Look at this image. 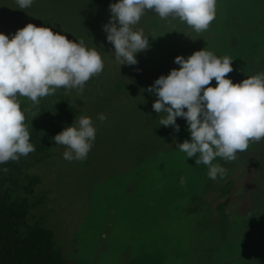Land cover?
<instances>
[{
  "label": "rangeland",
  "instance_id": "1",
  "mask_svg": "<svg viewBox=\"0 0 264 264\" xmlns=\"http://www.w3.org/2000/svg\"><path fill=\"white\" fill-rule=\"evenodd\" d=\"M118 2L33 0L21 9L17 0H0V34L11 39L46 21L54 34L97 48L104 62L82 94L69 90L81 111L75 122L90 117L96 128L93 147L86 160L70 162L55 142L53 158L34 169L42 178L37 194L49 191L39 216L71 264H264V138L234 161L217 157L213 164L227 176L212 180L208 166L196 164L199 153L188 158L178 147L191 142L187 120L177 117L178 132L161 125L166 113L153 109L158 97L148 91L179 70L176 57L206 48L233 60L225 78L234 84L264 72V0H216L215 19L200 33L146 9L133 30H144L149 48L135 65L117 62L107 40L110 5ZM217 86L213 79L205 87Z\"/></svg>",
  "mask_w": 264,
  "mask_h": 264
},
{
  "label": "clouds",
  "instance_id": "2",
  "mask_svg": "<svg viewBox=\"0 0 264 264\" xmlns=\"http://www.w3.org/2000/svg\"><path fill=\"white\" fill-rule=\"evenodd\" d=\"M17 3L24 9L33 0ZM146 9L154 10L162 19L171 17L186 22L200 33L208 30L215 19L216 0H119L111 4L112 19L105 31L121 65L137 64L136 54L149 48V36H145L144 30H133ZM232 62L229 56L218 58L207 48L187 59L179 56L175 59L179 70L161 76L148 89L158 97L153 109L166 113L161 125L174 126L178 132L177 117L187 120L191 142L185 140L178 147L188 158L199 153L196 164L208 166L212 180L227 176L226 168L213 164L217 157L234 161L250 142L264 138V72L234 84L225 78L233 71ZM103 70L104 62L97 48L88 49L83 39L72 42L49 28L33 24L11 39L0 34V163L19 161L35 151L25 124V112L30 109L21 110L17 94L29 98L33 106L61 87L82 94L86 83ZM213 79L218 86L205 87ZM98 119L103 122L106 117L101 114ZM54 139L66 148L65 160L84 161L96 139V128L90 117L81 116L74 126ZM180 183H186L184 177Z\"/></svg>",
  "mask_w": 264,
  "mask_h": 264
},
{
  "label": "trees",
  "instance_id": "3",
  "mask_svg": "<svg viewBox=\"0 0 264 264\" xmlns=\"http://www.w3.org/2000/svg\"><path fill=\"white\" fill-rule=\"evenodd\" d=\"M42 27L50 29L51 24L45 21ZM17 95L21 110L30 109L25 112V124L35 151L19 161L0 163V264H71L57 247L53 230L46 227L45 216H39L49 191L37 194L42 178L34 169L53 158L54 137L72 125L81 111L64 87L40 98L38 106ZM226 206L223 197L218 212L223 214ZM227 220L221 221V229L229 239Z\"/></svg>",
  "mask_w": 264,
  "mask_h": 264
}]
</instances>
